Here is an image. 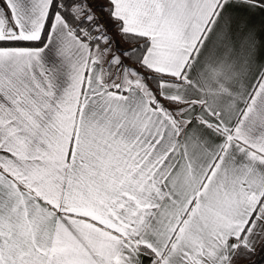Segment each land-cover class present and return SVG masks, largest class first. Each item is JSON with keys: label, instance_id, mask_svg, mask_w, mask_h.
Wrapping results in <instances>:
<instances>
[{"label": "snow or ice", "instance_id": "6c2138e0", "mask_svg": "<svg viewBox=\"0 0 264 264\" xmlns=\"http://www.w3.org/2000/svg\"><path fill=\"white\" fill-rule=\"evenodd\" d=\"M0 264H264V0H0Z\"/></svg>", "mask_w": 264, "mask_h": 264}]
</instances>
